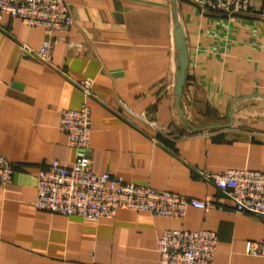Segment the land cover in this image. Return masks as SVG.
<instances>
[{
	"label": "crops",
	"instance_id": "obj_1",
	"mask_svg": "<svg viewBox=\"0 0 264 264\" xmlns=\"http://www.w3.org/2000/svg\"><path fill=\"white\" fill-rule=\"evenodd\" d=\"M71 28L54 33L52 67L24 53L41 28L0 18V154L15 166L0 186V264H158L165 230L214 232L212 264H262L244 254L264 225L223 210L187 208L183 219L117 210L85 221L38 211V175L52 161H91L95 173L197 200L216 190L192 174L264 172V0L247 15H223L186 0H64ZM182 28L187 67L175 105ZM86 82L89 90L80 86ZM87 106L86 149L67 145L61 113Z\"/></svg>",
	"mask_w": 264,
	"mask_h": 264
},
{
	"label": "built area",
	"instance_id": "obj_2",
	"mask_svg": "<svg viewBox=\"0 0 264 264\" xmlns=\"http://www.w3.org/2000/svg\"><path fill=\"white\" fill-rule=\"evenodd\" d=\"M203 10L223 15H247L257 11L260 0H186ZM7 15L28 28H41L44 41L37 50L22 47L24 53L42 65L52 67L53 34L72 26L69 7L64 0H0V18ZM80 86L89 90L86 82ZM59 130L67 145L86 149L91 136V117L87 106L61 113ZM15 166L0 154V186L12 182ZM192 174L211 185L218 197L197 200L148 185H135L121 177L95 173L88 157L78 156L68 166L50 162L37 177L33 206L38 211L74 216L85 221L112 218L117 210L147 213L154 217L183 219L187 208L208 212L223 210V200L235 214L248 215L264 225V172L226 170L208 173L192 169ZM217 247L214 232L165 230L157 240L158 264H212ZM244 254L261 259L264 241L246 242Z\"/></svg>",
	"mask_w": 264,
	"mask_h": 264
},
{
	"label": "water",
	"instance_id": "obj_3",
	"mask_svg": "<svg viewBox=\"0 0 264 264\" xmlns=\"http://www.w3.org/2000/svg\"><path fill=\"white\" fill-rule=\"evenodd\" d=\"M174 42H175V48L177 50V75L175 81L174 100L179 115L183 116L179 106V101L182 95V88L185 80V72L187 67V50H186L182 28L177 22L174 23Z\"/></svg>",
	"mask_w": 264,
	"mask_h": 264
}]
</instances>
